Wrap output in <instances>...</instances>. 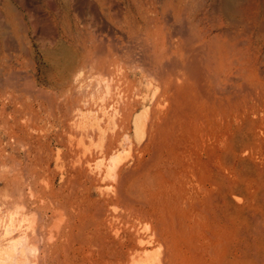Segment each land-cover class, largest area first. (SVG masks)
<instances>
[{
	"label": "rangeland",
	"instance_id": "374dc122",
	"mask_svg": "<svg viewBox=\"0 0 264 264\" xmlns=\"http://www.w3.org/2000/svg\"><path fill=\"white\" fill-rule=\"evenodd\" d=\"M186 1L0 0V264H264V0ZM142 8L196 16L206 52L159 66ZM186 197L199 220L173 231Z\"/></svg>",
	"mask_w": 264,
	"mask_h": 264
},
{
	"label": "bare ground",
	"instance_id": "6f19581e",
	"mask_svg": "<svg viewBox=\"0 0 264 264\" xmlns=\"http://www.w3.org/2000/svg\"><path fill=\"white\" fill-rule=\"evenodd\" d=\"M93 1V0H92ZM5 2V1H4ZM126 2V1H125ZM180 2H183V3H187L186 0H180ZM222 2V1H221ZM93 3V2H92ZM105 4V3H104ZM117 4V3H116ZM181 4V3H180ZM222 4V3H221ZM237 4V3H236ZM76 5V4H75ZM95 5V3H94ZM119 7V5H118ZM91 8V7H90ZM93 8V6H92ZM91 8V9H92ZM116 8V7H114ZM90 9V10H91ZM106 9V8H105ZM111 9V7H110ZM116 10V9H115ZM126 10V9H125ZM94 10H92L93 12ZM98 11V10H97ZM100 12V11H99ZM138 12V18L141 20L140 23H138L139 25V31L141 32H144V35L146 36L145 40L148 42L149 46H150V50L152 49V52H153V56L157 59V64H159V66H163L165 67L166 69L170 68L172 63H171V60H172V56H178L180 61L182 62L183 66L186 67V65L188 64V62L190 61L191 57H197V56H200L202 54H204L207 50V44L205 43V33L203 32V29L202 27L200 26V23L198 21V23L196 22L197 20V17L195 16L194 19L192 21H185V19L179 17L177 18V13L175 12V10L173 9L172 10V14L170 15L171 19H169L165 24L164 26L160 27L158 22L159 21H155L153 23V21H151V19H149L147 16H145V12H143V8L142 10L140 9ZM264 13V11H263ZM78 14V13H77ZM81 14V13H80ZM84 14V13H83ZM94 14V12H93ZM96 14V13H95ZM82 15V14H81ZM97 15V14H96ZM95 15V16H96ZM115 15V13H114ZM93 17V16H92ZM101 17V16H100ZM168 17V16H167ZM183 17V16H182ZM264 17V16H263ZM98 19V18H97ZM48 20V19H47ZM95 20V19H93ZM102 20V19H101ZM179 20V21H177ZM3 21V20H2ZM2 21H1V24H2ZM84 21V20H83ZM91 21V20H90ZM99 21V20H98ZM105 21V20H103ZM118 21V20H117ZM98 23V22H97ZM103 23V22H102ZM121 23V22H120ZM153 23V25H152ZM179 23V24H178ZM5 24V23H4ZM126 24V23H125ZM234 24V23H233ZM95 25V24H94ZM92 25V26H94ZM98 25V24H97ZM101 25V24H100ZM91 26V27H92ZM190 26H193L192 28H190ZM75 27V26H74ZM56 29V28H55ZM92 29V28H91ZM99 29V28H98ZM101 29V28H100ZM119 29V28H118ZM102 30V29H101ZM191 30L193 31L192 35H190L189 32H191ZM93 31V30H92ZM98 31V30H97ZM124 31V30H123ZM9 33V32H8ZM107 33V32H106ZM52 34V33H50ZM95 34V33H94ZM109 34V33H108ZM114 34V32H113ZM112 34V35H113ZM10 35V34H9ZM143 35V34H142ZM67 36V35H66ZM99 36V35H98ZM137 36V35H136ZM141 36V35H140ZM68 37V36H67ZM139 37V36H138ZM142 37V36H141ZM140 37V38H141ZM134 38V37H133ZM105 39V37H104ZM139 39V38H137ZM6 40V39H5ZM97 40V38H96ZM142 40V39H141ZM8 41V40H6ZM114 41V40H113ZM131 41V40H130ZM135 41V40H134ZM132 41V42H134ZM106 42V40H105ZM10 43V42H9ZM102 43V42H101ZM141 43V41H140ZM106 45V44H105ZM106 48V47H105ZM98 49V48H97ZM8 50V48H7ZM28 50V49H27ZM106 51V49L104 50ZM96 52H98L96 50ZM89 53V52H88ZM100 53V52H98ZM104 53V52H103ZM97 54V53H95ZM150 54H152L150 52ZM70 55V54H69ZM27 56V55H26ZM94 56V55H93ZM99 56V55H98ZM135 56V55H133ZM262 56V55H261ZM11 57V55H10ZM71 57V56H70ZM96 57V56H95ZM141 60V59H140ZM95 61H96V58H95ZM139 61V60H138ZM134 62V61H133ZM106 64V63H105ZM133 64V63H132ZM241 64H244L241 63ZM70 66V64H69ZM74 66V65H73ZM132 67V65H131ZM142 67V65H141ZM140 67V68H141ZM73 68V67H72ZM139 68V69H140ZM2 71V70H1ZM82 71V70H81ZM92 71V70H91ZM94 71V69H93ZM105 72V71H104ZM151 72V71H150ZM242 72V71H241ZM23 74V73H22ZM26 74V73H25ZM79 74V73H78ZM262 75V73H260ZM102 75V74H101ZM151 75V74H150ZM152 76V75H151ZM16 77V76H15ZM76 77V76H75ZM17 78V77H16ZM25 78V77H24ZM75 79V78H73ZM163 79V78H162ZM2 80V79H1ZM236 80V79H235ZM77 80L75 79L74 82H76ZM187 81V78L185 77V74L184 73H181L180 75H178L177 77L173 76L171 73H169L167 76H166V80H165V87H167V89L170 91V96L172 95H175L176 98L178 99H181V100H189L192 104H200L201 103V99H202V96L200 95V90L199 88L195 87L193 89H188L186 90L185 88V84ZM17 83V82H16ZM78 83V82H77ZM76 84V83H75ZM92 84V83H91ZM95 85V84H94ZM98 85V84H97ZM121 85V84H120ZM34 86V85H33ZM101 86V85H100ZM244 86V85H243ZM2 87V86H1ZM82 87V86H80ZM89 87V86H88ZM98 87V86H97ZM30 88V87H29ZM96 88V87H94ZM247 88V87H246ZM38 89V88H37ZM80 90V89H79ZM95 90V89H94ZM49 91V90H48ZM82 91V90H80ZM88 91V89H87ZM93 91V90H92ZM249 91V90H248ZM94 92V91H93ZM91 92V93H93ZM243 92V91H242ZM247 92V91H246ZM18 93V92H17ZM82 95L83 93L80 92ZM90 93V94H91ZM169 93V92H168ZM166 93V94H168ZM80 94V95H81ZM88 92H86V94L84 95L85 98L89 97L88 95ZM134 94V93H133ZM249 94V93H248ZM57 95V94H56ZM74 95V94H73ZM79 95V96H80ZM87 95V97H86ZM100 95V94H99ZM218 91L216 89H214V96L215 97H218ZM245 95V94H244ZM78 96V97H79ZM116 96V95H115ZM156 96V95H155ZM174 96V97H175ZM58 97V96H57ZM250 97V96H248ZM94 98V97H93ZM64 99V98H63ZM72 99V98H71ZM84 99V98H83ZM98 100V99H97ZM171 100V99H169ZM252 100V98H251ZM64 101V100H63ZM168 101V100H167ZM255 102V101H254ZM124 103V102H123ZM89 104V103H88ZM232 104V103H231ZM69 109V108H68ZM76 112V111H75ZM79 113V112H78ZM29 115V113H28ZM27 115V116H28ZM185 117V116H184ZM187 117V115H186ZM29 118V116H28ZM32 119V118H31ZM80 120V119H79ZM182 122L185 121L186 123L189 124L188 122V119L187 118H183L181 120ZM191 122V120H190ZM196 123V122H195ZM81 128V127H80ZM19 131V130H18ZM87 133V132H86ZM84 137V136H83ZM85 138V137H84ZM86 139V138H85ZM27 151V150H26ZM117 170V168H116ZM114 170V171H116ZM118 171V170H117ZM94 173V172H93ZM125 173V172H124ZM123 173V174H124ZM127 174H125V179H122L124 178V176L121 175V180H124L126 181V177L128 175V172H126ZM133 175V174H132ZM119 177V176H118ZM131 178V177H130ZM5 179V178H4ZM119 179V178H117ZM115 179V180H117ZM130 181V180H128ZM177 182V181H175ZM174 182V183H175ZM118 184H121L123 185L124 183L123 182H119ZM181 184V183H179ZM121 185H119L120 187H122ZM182 185V184H181ZM177 186H179L177 184ZM181 187V186H180ZM183 187V186H182ZM130 188V187H129ZM200 189V188H199ZM169 190V189H168ZM183 190V189H182ZM130 191V190H129ZM201 191V190H200ZM182 193V192H181ZM175 194V193H174ZM185 195H187V193H183ZM151 195V194H150ZM180 195V194H178ZM182 195V194H181ZM180 195V196H181ZM121 196V198L123 197V195H119ZM146 197V196H145ZM177 198V197H176ZM175 198V199H176ZM127 198H125L126 200ZM150 199V197H149ZM124 200V199H122ZM178 200V199H177ZM130 199L126 202H129ZM152 201V200H151ZM175 201V200H174ZM189 199L186 197V198H180L178 200V203H176L173 207H172V210H173V216L170 217V218H167L165 215L164 216V220H163V223H164V226H168L169 225V228H171L173 231H177V230H187L186 228H188L187 225H185V214L187 213L186 211H188L189 209H191V213L193 215L194 218L198 219V213H196V210L198 209L197 208V203L193 201V203L189 204ZM131 202V201H130ZM154 202V201H153ZM173 203V202H172ZM155 204V203H154ZM168 207V206H167ZM132 211V210H131ZM160 211V210H159ZM121 212V211H120ZM172 212V211H170ZM201 212V211H200ZM138 214V213H137ZM121 215V214H120ZM169 217V215H168ZM201 218V217H200ZM189 219V218H188ZM196 219H193V220H196ZM199 220V219H198ZM202 220V218H201ZM37 222V221H36ZM199 222V221H198ZM195 225V224H193ZM6 236V235H5ZM54 239V238H53ZM146 239V238H145ZM152 241V240H151ZM68 242V241H67ZM149 243V242H148ZM145 244V243H144ZM143 245V244H142ZM11 246V245H10ZM41 246V245H40ZM12 247V246H11ZM95 247V246H94ZM139 247V246H138ZM155 247V246H154ZM15 248V247H14ZM13 248V249H14ZM20 248V247H19ZM17 249V248H16ZM41 249V248H40ZM39 250V249H38ZM6 251V250H4ZM19 251V249L17 250ZM15 251V252H17ZM25 251V250H24ZM41 251V250H39ZM106 251V250H104ZM10 253L8 254H11V251H9ZM13 252V251H12ZM66 252V251H65ZM130 252V251H129ZM139 252V251H138ZM19 253V252H17ZM16 253V255H17ZM21 253H24L23 251ZM39 253V252H38ZM41 253V252H40ZM3 254V250L0 249V255ZM14 254V252H13ZM25 254V253H24ZM67 254V252H66ZM98 254V252H97ZM12 255V254H11ZM39 255V254H38ZM3 256V255H2ZM0 256V257H2ZM89 255H85V257L87 258V260L85 261H82L83 263H79V264H169L166 261H163V260H152L151 258H148L147 254L145 253H137L134 251L133 252H130L129 254V257L126 261L122 262V261H113V260H104L102 261L101 263L99 262H93L91 260H89L88 258ZM109 256V254H108ZM7 257V256H6ZM28 257V256H27ZM164 257V256H163ZM15 258V257H14ZM59 258V257H58ZM11 259H13V257H11ZM163 259V258H161ZM27 260V259H26ZM59 261V260H58ZM41 262V261H40ZM171 262V261H170ZM10 264H16V263H12V261L9 262ZM19 263V262H18ZM30 264V263H28ZM32 264V263H31ZM62 264V263H61ZM67 264V263H66ZM73 264H78V263H73Z\"/></svg>",
	"mask_w": 264,
	"mask_h": 264
}]
</instances>
